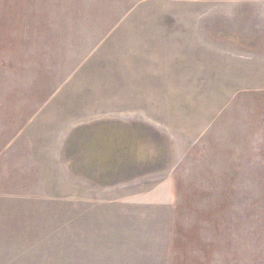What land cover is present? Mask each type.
I'll return each instance as SVG.
<instances>
[{
    "label": "rangeland",
    "instance_id": "1",
    "mask_svg": "<svg viewBox=\"0 0 264 264\" xmlns=\"http://www.w3.org/2000/svg\"><path fill=\"white\" fill-rule=\"evenodd\" d=\"M4 93L14 263L264 264V0H0Z\"/></svg>",
    "mask_w": 264,
    "mask_h": 264
},
{
    "label": "crops",
    "instance_id": "2",
    "mask_svg": "<svg viewBox=\"0 0 264 264\" xmlns=\"http://www.w3.org/2000/svg\"><path fill=\"white\" fill-rule=\"evenodd\" d=\"M42 27V26H40ZM40 27H37L36 34L40 31ZM32 35L31 41L33 44L35 43V48L33 51V55L36 56L37 61H39L38 56L39 51L41 50V45L39 42L38 37ZM240 37L241 34L236 35ZM29 41V38H27L26 42ZM19 42V41H17ZM47 44L52 45V49L55 54V47L57 43H55V38L51 41H48ZM58 50V49H57ZM27 54H29V48L27 46ZM16 53V52H15ZM52 68L55 66V58L53 55ZM38 72V71H37ZM36 72V73H37ZM9 77V76H8ZM36 79H40V75H36ZM5 82H7L5 80ZM8 93H4L3 97H0V113L6 112L7 109L6 106L12 105L9 102V97H7ZM33 106V105H31ZM37 106H40V103L37 102ZM4 114H0V116H3ZM36 122L31 123L30 125V132L29 130L25 131V138L27 140V147L23 148L20 146H13L12 145V139L9 138V135L7 131L0 130V186L4 185V181H7L8 184H14L13 183V174L14 171H16V183L15 185H27L28 183L26 181H23V178H27L28 172H22V170L17 165V169L15 166H11L10 161L13 157H11V153H17L19 152L21 154L27 153L26 160L30 161L31 163L36 164L35 168H40L42 163H45V157H46V142H41V138L49 137L54 138V130L52 129H45L44 121L41 118L35 119ZM49 154L51 158L53 159L55 151L54 148V142H51L49 144ZM19 151V152H18ZM7 160L9 161V165L7 164ZM28 169V167L26 168ZM8 194L1 193L0 192V264H28L26 262H19L16 260V263H14L13 255L15 252V256L21 258L27 259V252L29 249V246L27 242L29 241L30 236V219H29V195L27 198L23 199H10V196H6ZM8 206H16L13 209H9ZM24 253H22V252Z\"/></svg>",
    "mask_w": 264,
    "mask_h": 264
}]
</instances>
